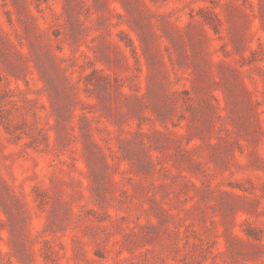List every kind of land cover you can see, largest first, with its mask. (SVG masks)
<instances>
[{
	"label": "rangeland",
	"instance_id": "374dc122",
	"mask_svg": "<svg viewBox=\"0 0 264 264\" xmlns=\"http://www.w3.org/2000/svg\"><path fill=\"white\" fill-rule=\"evenodd\" d=\"M0 264H264V0H0Z\"/></svg>",
	"mask_w": 264,
	"mask_h": 264
}]
</instances>
